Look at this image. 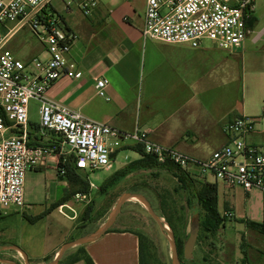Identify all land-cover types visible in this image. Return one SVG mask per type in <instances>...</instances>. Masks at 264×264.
Returning a JSON list of instances; mask_svg holds the SVG:
<instances>
[{"label":"crops","instance_id":"crops-1","mask_svg":"<svg viewBox=\"0 0 264 264\" xmlns=\"http://www.w3.org/2000/svg\"><path fill=\"white\" fill-rule=\"evenodd\" d=\"M53 2L68 29L77 35L69 58L82 76L79 79L65 77L55 82L48 91L49 99L81 112L90 120L109 124L122 131L145 130L152 142L177 151L184 142L200 141L214 143V151H217L229 141L224 132L229 121L241 116L254 117L260 125L256 124L246 142L264 147V43L260 44L264 42V32L252 36L254 24L248 25L250 34L243 45L231 53H225L214 43L192 49L186 45L145 40L142 29L146 0H99L98 9L89 17H85L78 9H67V0ZM42 55L43 49L39 56ZM177 57L185 61L180 62V68H177L174 60ZM98 79L108 82L104 89L105 97L97 93ZM197 80L206 83L203 102L200 104L194 101L198 94L193 92L192 82ZM238 86L239 93H236ZM114 173L97 184L92 182L93 189L100 191L101 185ZM208 177L191 179L194 180V186L200 189L206 184H214ZM97 179L100 180L99 177ZM123 180L111 189L112 192L121 186ZM216 185L218 212L223 219L226 212H231L232 217L227 219L244 222L249 228L251 224L264 227L263 191L255 189L245 192L240 188L228 189L221 183ZM29 186L44 192L55 191L57 204L68 189V181L59 176L57 159L53 157L45 165L27 172L25 210H30V205L34 203ZM123 193L142 194L135 188ZM132 200L126 201L122 209L128 205L139 206L131 203ZM52 207L42 219L50 217L52 211L57 210L72 223L64 226L58 224V228L63 229L61 235L52 241L42 256L30 258L21 242L15 244L3 237H0V249L12 254L17 262L23 258L27 264H47L58 255L64 244L90 236L104 225L100 222L90 223L92 226L83 234L82 229L88 225H80L78 212L74 210L71 199L54 210ZM65 208L72 215L66 214ZM119 217L115 224L119 222ZM129 218H126V222ZM114 226L111 228L114 232L73 247L77 249L70 251V254L77 253L82 247L95 264H140V241L134 234L136 230ZM255 230L260 235L264 234V231ZM256 253L259 254L258 250ZM65 258L64 255L62 260ZM185 258L188 264L198 260L195 259L194 251ZM257 258L232 257L223 249L219 252L218 260L222 264H264ZM199 260L201 264L208 262L204 257ZM73 264L85 263L79 261Z\"/></svg>","mask_w":264,"mask_h":264},{"label":"built area","instance_id":"built-area-1","mask_svg":"<svg viewBox=\"0 0 264 264\" xmlns=\"http://www.w3.org/2000/svg\"><path fill=\"white\" fill-rule=\"evenodd\" d=\"M53 1L0 0V22L15 24L6 37L27 26L43 47L42 56L25 63L5 48V39L0 40L1 207L26 206V174L49 158L57 159L58 174L66 177L67 166L84 173L109 171L120 151L138 146L143 154L157 162H171L191 178L210 175L214 184L228 189L264 192V147L246 142L257 124L254 117L229 121L224 127L227 144L208 159L198 160L152 142L145 130L122 131L49 99L55 82L82 76L69 58L77 35L68 29ZM99 4V0H67L66 7L89 17ZM255 8V0H146L142 36L192 49L209 41L222 50L235 51L250 34L248 21L254 18ZM107 84L105 79L96 81L99 96L105 97ZM32 101L39 103V121L33 124ZM224 217H232L231 212Z\"/></svg>","mask_w":264,"mask_h":264},{"label":"rangeland","instance_id":"rangeland-1","mask_svg":"<svg viewBox=\"0 0 264 264\" xmlns=\"http://www.w3.org/2000/svg\"><path fill=\"white\" fill-rule=\"evenodd\" d=\"M255 5L256 8L253 15L254 32L252 36L264 32V0H255ZM14 25V23L0 22V40L5 39L7 41L5 48L11 50L17 58L27 63L31 58L39 56L43 47L27 26L19 29L12 38L6 37ZM263 43L262 41L260 42V44ZM212 44L209 41H205L203 46ZM221 51L225 53L233 52L228 50ZM174 60L177 63V68L182 66L180 62H185L182 57H177ZM192 83L193 92L198 94L194 101L200 104L203 102L206 83L201 80L193 81ZM235 90L236 93H239V86ZM38 109L39 103L32 101L30 103V118L36 123L39 121ZM214 150V143L206 141L184 142L178 147V151L181 153L198 160L209 158ZM137 156L138 153L136 152L122 150L118 154L116 164L109 171L77 172V175L89 185L87 193H79L77 190L79 186L77 184L70 186L68 182V189L65 194H67L68 200L71 199L74 210L78 212L80 225L86 223L88 225L85 229H82L83 234H86L87 229L92 226L90 223L100 222L104 224L110 218L116 203L123 196V192L135 188L140 190L150 201L154 212L161 218L164 225L173 232L180 264H188V259L185 258V246L192 237L195 238L193 249L195 259L199 260L200 257H204L208 260L205 264H222L219 262L218 257L219 252L223 249L232 257H258V261L261 259L264 262V234L260 235L255 229L246 226L244 222L234 221L225 217L215 234L206 232L204 229L205 213L200 204L197 200H190L188 191L181 185L177 176L165 169L156 167L135 170L121 182V186H117L115 191L113 190L114 192L110 189L111 191L102 193L93 189L92 182L95 184L99 183L126 163L129 162L130 164L140 159ZM157 163L163 164L161 162ZM98 177L100 180L97 179ZM67 178L63 177L64 181H68ZM208 179L215 183V179L212 176L209 175ZM190 181L194 180L190 179ZM28 189L34 196V203L30 205V210L0 206V237L15 244L21 242L23 250L27 252L30 258H33L42 256L52 241L58 235H61L60 231L62 232L63 229L58 228L59 223L64 226V224L71 225L72 222L55 210L52 211L50 217L46 216L35 224L30 223L29 220L44 215L48 209L55 206L57 193L53 190L44 192L42 189H31L30 186ZM132 201L131 203H137L139 206H124L122 209L124 214L120 215L119 222L114 227L135 229L144 235L146 264H172V250L168 234L162 232L149 215L143 202L136 199ZM78 209L82 210L79 211ZM87 210L91 213L87 221H84L81 217ZM64 212L72 215L69 209L65 208ZM127 217L130 218L126 222ZM221 240H224V243H221ZM73 247L69 248L65 253L64 262L69 261L76 255V253L70 254V251L77 249ZM257 250L259 254L256 253ZM0 259L17 264H27L23 258H19L20 260L17 262L12 257V254L1 249ZM197 261L194 264H201V260Z\"/></svg>","mask_w":264,"mask_h":264},{"label":"trees","instance_id":"trees-1","mask_svg":"<svg viewBox=\"0 0 264 264\" xmlns=\"http://www.w3.org/2000/svg\"><path fill=\"white\" fill-rule=\"evenodd\" d=\"M254 22V19L248 21V25L251 26ZM133 151L137 152L141 157L140 159L128 164L125 168L117 171L112 176H110L100 187V192L107 193L110 189L115 187L121 180L126 178L130 173L135 170L141 169H152V168H162L171 173H174L177 178L180 180L181 185L188 191L190 195V200H197L200 204L203 212L205 213L204 218V229L206 232L211 234H215L216 230L218 229L219 225L223 222V218L220 216L218 212V197H217V185L216 184H206L202 188L197 189L192 181H190L191 177L189 174L182 170L180 167L176 166L171 162H166L163 164L157 163V160L150 156L143 154L141 147H133ZM77 171L74 167L67 166V174L66 178L70 186L77 184L79 186L78 192L79 193H87L89 189L88 183H86L81 177L77 175ZM63 178L62 176H60ZM192 180V179H191ZM66 192V191H65ZM68 201L67 194H64L62 200L53 206V210L58 208L63 202ZM48 211L41 216L35 217L29 220L30 223L35 224L39 220H41ZM90 211H85L81 217L82 220L87 221L88 217L90 216ZM253 229H259L260 231H264V227L262 226H255L253 224L250 225ZM114 229H110L108 232H114ZM140 241V264H146V257H145V245L144 240L145 237L140 232L136 231L134 233ZM79 261H84L85 264H95L94 261L86 254L82 247H79L75 256H73L69 261L64 262V260L60 261L59 264H73Z\"/></svg>","mask_w":264,"mask_h":264},{"label":"water","instance_id":"water-1","mask_svg":"<svg viewBox=\"0 0 264 264\" xmlns=\"http://www.w3.org/2000/svg\"><path fill=\"white\" fill-rule=\"evenodd\" d=\"M131 199H136L138 201L143 202L146 206V209H147L149 215L157 223V225L162 230V232L168 234V238L170 239L171 250H172V264H180L178 251L176 248V240H175V236H174L173 232L170 231V229H168V227H166L164 225L161 218L154 212L150 201L143 194H138V193H126V194H124L119 199V201H118L114 211L112 212L110 218L104 223V225L100 229H98L94 234H92L90 236L83 237L81 239H78V240L64 244L62 246V248L60 249L58 255L51 262H49L47 264H59V262L62 260L63 256L65 255V253L67 252V250L69 248H71L73 246H81V245H84L88 242L95 241V240L101 238L106 233H108V231L115 225L119 215L121 214L123 204L126 201L131 200ZM194 245H195V238L192 237L189 239L188 243L185 246V257H187L188 255H190L192 253V251L194 249ZM0 262L5 263V264H9L7 261H5L3 259H0ZM12 264H14V263H12Z\"/></svg>","mask_w":264,"mask_h":264},{"label":"bare ground","instance_id":"bare-ground-1","mask_svg":"<svg viewBox=\"0 0 264 264\" xmlns=\"http://www.w3.org/2000/svg\"><path fill=\"white\" fill-rule=\"evenodd\" d=\"M166 226V225H165ZM167 227V226H166Z\"/></svg>","mask_w":264,"mask_h":264}]
</instances>
